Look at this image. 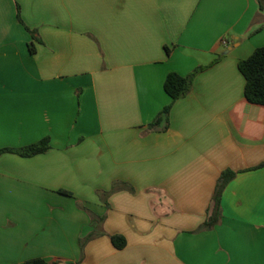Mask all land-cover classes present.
<instances>
[{"label":"crops","instance_id":"crops-1","mask_svg":"<svg viewBox=\"0 0 264 264\" xmlns=\"http://www.w3.org/2000/svg\"><path fill=\"white\" fill-rule=\"evenodd\" d=\"M263 45L259 0H0V149L51 140L0 155V264H264V105L238 68ZM217 58L173 102L167 76Z\"/></svg>","mask_w":264,"mask_h":264},{"label":"trees","instance_id":"trees-1","mask_svg":"<svg viewBox=\"0 0 264 264\" xmlns=\"http://www.w3.org/2000/svg\"><path fill=\"white\" fill-rule=\"evenodd\" d=\"M260 5L264 8V0H259ZM33 35L34 31L28 29ZM31 52L34 51L33 45H30ZM219 61V58L213 60L209 65L197 67L188 75L182 76L178 73H170L164 83L166 93L172 98L173 102L188 96L194 85L197 75L205 69L211 67ZM238 68L246 80L245 97L254 104L264 105V45L253 53L249 58L240 60ZM171 105L166 107L150 125V129L161 127L163 130L169 126V114ZM50 138L22 147V148H4L0 149V155L6 152L18 154L22 157H32L38 154L47 152L50 145ZM264 166V163L261 165ZM237 173L231 170L224 171L217 183L215 193L212 200L211 208L208 211V217L202 228L206 230L213 229L219 224L222 216V196L227 185L236 177ZM90 235L82 240L81 247L84 249L86 242L92 237ZM112 242L118 249H123L126 246V240L122 235H112ZM22 264H60L59 262H50L45 259H33Z\"/></svg>","mask_w":264,"mask_h":264}]
</instances>
